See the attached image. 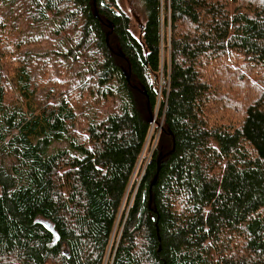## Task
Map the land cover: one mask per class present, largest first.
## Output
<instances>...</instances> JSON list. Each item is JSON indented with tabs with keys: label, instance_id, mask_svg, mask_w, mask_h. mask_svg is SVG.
Here are the masks:
<instances>
[{
	"label": "trees",
	"instance_id": "trees-1",
	"mask_svg": "<svg viewBox=\"0 0 264 264\" xmlns=\"http://www.w3.org/2000/svg\"><path fill=\"white\" fill-rule=\"evenodd\" d=\"M119 1L0 0V264H264V2L140 0L135 36ZM48 15L62 82L24 54ZM227 60L262 72L234 124Z\"/></svg>",
	"mask_w": 264,
	"mask_h": 264
},
{
	"label": "rangeland",
	"instance_id": "rangeland-1",
	"mask_svg": "<svg viewBox=\"0 0 264 264\" xmlns=\"http://www.w3.org/2000/svg\"><path fill=\"white\" fill-rule=\"evenodd\" d=\"M248 4L256 3L259 5L263 0H245ZM119 7L121 10L131 17L132 20V33L137 36L139 32L138 25L140 22H144V11L142 3L140 0H120ZM58 26V19L53 20L51 16L48 15V20L39 28H24L25 33H29L33 37V42L26 46L24 49V54L31 56H36L40 62H48V76L46 80L48 82H62L57 66L66 62L65 60L54 57L52 54L59 53L61 51L66 52L69 45L63 42L62 34L56 36L55 32ZM62 40V41H61ZM60 44V45H59ZM226 71L221 74V82L217 85V94L215 95V101L213 106L211 105V116L216 117L219 122L224 123H237L238 119L242 116L245 108L254 100L260 92L263 90L262 85V72L258 69V74L254 68H250L247 71L246 67H240L236 63H232L230 60ZM226 61V62H227ZM223 66V67H225ZM36 74H38L36 72ZM39 75V74H38ZM163 78L158 79V86L161 89L163 86ZM45 82L44 87L34 95H28L25 100L26 105H22V109L26 112L28 109L33 110L35 108L34 101L36 99H41L43 97L44 90L51 85ZM215 85V84H214ZM161 87V88H160ZM60 93L65 92L64 86L58 87ZM117 101V104H120ZM103 111V110H102ZM210 116V115H209ZM155 114L152 116V130L148 138V147L144 149L142 154V159L139 162L143 163L145 158V163L150 157V154L154 150L157 142V137L159 135V130L156 133L155 139L152 138V133L154 131L155 125ZM67 144L65 142H55L51 147L49 152L53 153L58 150L66 149ZM140 163V165H141ZM141 168V166H140ZM119 224V219L117 221ZM118 227V226H117ZM117 234V229L115 231ZM114 233V237H116Z\"/></svg>",
	"mask_w": 264,
	"mask_h": 264
},
{
	"label": "water",
	"instance_id": "water-1",
	"mask_svg": "<svg viewBox=\"0 0 264 264\" xmlns=\"http://www.w3.org/2000/svg\"><path fill=\"white\" fill-rule=\"evenodd\" d=\"M142 30V29H141ZM141 33V32H140Z\"/></svg>",
	"mask_w": 264,
	"mask_h": 264
}]
</instances>
